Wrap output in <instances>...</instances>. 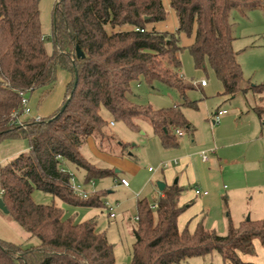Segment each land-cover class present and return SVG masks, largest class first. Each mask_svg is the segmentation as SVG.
I'll list each match as a JSON object with an SVG mask.
<instances>
[{"label":"trees","instance_id":"trees-1","mask_svg":"<svg viewBox=\"0 0 264 264\" xmlns=\"http://www.w3.org/2000/svg\"><path fill=\"white\" fill-rule=\"evenodd\" d=\"M39 1L0 0V141H28L26 152L0 167V197L12 220L38 240L23 246L0 239V264H116L114 245L97 229L94 218L76 222L54 202H36L32 192L40 190L71 206L105 207L101 192L86 198L76 195L69 173L62 170L67 164L82 169L83 183L116 176L115 169L84 156L88 137L101 151L133 157L132 145L111 132L110 122L123 121L138 130V120H147L165 148L178 145L175 129L192 132L183 108H197V101L188 98L195 86L180 72L181 34L193 35L187 48L194 66L212 69L221 82V95L251 91L262 99L264 82L252 85L244 80L239 51L232 45V12L245 16L251 9H264V0H169L177 18L173 32L146 29L166 19L162 0H56L50 51ZM76 46L83 56L76 55ZM59 68L71 75L61 105L48 116H26L14 123L12 115L21 109L19 93L38 91L39 97H46ZM141 83L163 84L182 103H138L134 87ZM253 109L262 118V106ZM185 190L173 183L152 197V203L146 197L136 200L129 264H179L213 252L231 264H251L238 252L254 254L256 239L264 247V218L234 224L228 216L223 235L202 221L193 231L180 230L177 219L185 206L178 200Z\"/></svg>","mask_w":264,"mask_h":264},{"label":"crops","instance_id":"crops-1","mask_svg":"<svg viewBox=\"0 0 264 264\" xmlns=\"http://www.w3.org/2000/svg\"><path fill=\"white\" fill-rule=\"evenodd\" d=\"M162 3L166 9L167 4L169 5V0H162ZM255 9H261L264 13L262 8ZM255 9H251L248 12H252ZM248 12L245 16H247ZM173 14L171 15L173 25L176 24L177 26V18L174 11ZM164 22L163 20L149 23L146 25V29L173 32V28L168 29L167 26L163 28ZM129 28L130 26H123L121 29ZM259 33L261 31L255 30L248 37L255 38L260 35ZM190 37L191 40L188 45L193 41V35ZM237 39L238 37L235 36L232 43L233 48ZM249 41L252 44L250 43L243 48H234L239 51L237 58L241 53L256 47L254 40ZM238 61L246 83L254 85L264 82V71L257 77L253 75V77L246 78L239 58ZM200 81L193 85L200 88L208 86L207 81L204 86L200 85ZM67 83L68 75L66 73L64 91ZM64 91L60 104H57L58 106L42 116L50 115L61 105L64 99ZM246 93L252 94L254 98L253 104H249L248 108H244V110L235 108L232 114H229L226 108H221L218 105L209 106L204 104V102L203 107L202 105L198 106V104L197 108L184 107L183 113L192 124L193 130L192 132L183 130L184 137H176L178 145L175 147H163L157 136L153 134L151 126L149 127L151 130L144 127L141 134L145 135V137L140 138L141 147L137 149L136 154L135 151H130L133 155L132 160L126 157L119 158L114 154L99 150L96 141L92 137H88L83 150L84 156L90 162L102 167H111L116 172V176L109 177L111 182L97 185L94 181V185L90 187H93L94 192H101L104 201L114 205L118 204L117 198H111L110 196L114 193V188L120 187L124 190L136 191L137 198L140 195H142L140 197L142 198L146 197L145 193L147 192L161 191L157 187L158 181L165 186L173 184L174 180H176L175 183L190 189L188 197L185 198L181 194L178 204L188 208L198 199V204L201 207V219L197 217L199 214L193 216L191 223L188 222L186 226L189 231H193L197 223L202 221L206 228L214 229L217 233L223 235L227 230L228 216L234 224L246 219V216L253 220L264 218V113L262 118H259L253 109L255 106L261 105L264 111V94L262 99H260L261 95L259 94L251 91ZM181 103L173 100L162 107L180 105ZM221 109H225L226 112L219 117L217 122H213V116ZM26 116L24 115L23 118ZM31 116L36 115L31 112ZM114 123L112 124L113 126L115 125ZM140 130L141 128L139 127L138 131ZM131 145L130 149L135 144ZM203 152L208 156L206 160L202 159ZM65 168L71 172H73L72 170H76V172L81 170L83 178L79 181L83 182L84 171L82 169H77L72 164H67ZM121 178H125L128 181V186H123L116 182V180ZM197 189L200 192L197 193ZM204 191L206 193H203ZM223 197L226 203H224ZM212 209L215 212L214 218H212L210 213ZM109 212L110 210L108 209V215ZM65 215L71 216L70 214ZM179 217L180 215L177 219V225L181 230L182 228L178 221ZM254 247V254L238 252L240 259L251 264H264V247L257 239L254 240ZM213 256L214 253L208 258L210 262H213L214 257L218 256L215 258L220 260L222 264H231L229 261L223 260L220 255Z\"/></svg>","mask_w":264,"mask_h":264},{"label":"rangeland","instance_id":"rangeland-1","mask_svg":"<svg viewBox=\"0 0 264 264\" xmlns=\"http://www.w3.org/2000/svg\"><path fill=\"white\" fill-rule=\"evenodd\" d=\"M55 3L56 0L39 1V19L41 22L42 32L46 36L45 47L48 51L52 49L53 43L51 38L53 32L52 15ZM166 12L167 17L164 20L165 22L163 23V28L164 26H167L168 29L173 28V30H175L176 24L173 25L174 23L171 17V15H174L173 10L168 4L166 6ZM232 18L235 22L234 35L238 37V39L234 43V48H243L244 46L251 43L249 40H254V43L256 44V47H252V49H248L247 51L241 53L238 58L242 63L244 76L246 78L253 77V75L257 77L261 72L264 71V13L261 9H255L252 12H248L247 16H241L238 10H233ZM255 30L261 31V33H259L260 35L256 36L255 38L248 37V35H252ZM190 38V36H187L185 34L180 35V44L183 47V50L180 52V72L185 80H187L189 83L195 85L201 79H205L208 83V86L204 88L194 87L193 89L188 91V98L190 100H196L198 106L202 105L203 107L204 102V104H207L209 106L218 105L221 108H226L229 114H232L235 108H241L244 110V108H248L249 104L252 105L254 102V98L251 93H239L233 97L221 95V82L215 76L212 69L208 65H206L204 68H196L194 66L193 59L187 48L191 40ZM66 73L68 75L69 81L71 79L70 73L60 68L57 69L56 82L51 92L46 97H39L38 91L27 93L30 107L32 109V112L35 113L36 116H42L43 114L53 110L60 104L64 91V77ZM134 91L136 94L135 99L138 103H148L153 107L166 106L170 101L173 100H176L179 103L182 102L174 90L160 83H155L150 87L144 83H141L139 86L134 87ZM114 124V126H110L111 132L121 141L135 144L133 148L130 149L131 152L132 150L135 151V154L137 149L141 147L140 138L145 137V135L141 134V131L144 129V127H146L148 130H151L149 128L150 124L147 120L144 119L138 120V126L141 128L140 131L130 128L123 121H115ZM183 137L184 136H182L181 138ZM177 138L180 137L178 136ZM27 147L28 141L25 138L4 139L0 141V167L16 157L19 153L26 152ZM115 156L119 158L126 157L131 160L133 159V157L126 155ZM72 171L75 174L76 179L80 180L83 178L81 176V170H78L77 172L76 170ZM94 181L98 185L100 183H109L111 182V179H109V177H104V179L102 180L95 179ZM85 188L93 190V187H90L89 185H86ZM158 193L159 192H147L145 193V195L146 198L152 203V197H155ZM189 193L190 189L188 187L182 193V195L186 198L188 197ZM136 195V191H128L120 187L114 188V193H112L110 196L111 198H117L118 205L114 206L113 208L115 217L110 218L108 215V209L105 207L71 206L62 202L58 198L53 199L51 195L40 190L35 189L32 192V197L36 202H54L64 210L65 214H70L73 220L76 222L88 218H94L97 222V229L99 231L105 232L108 240L114 245L116 264H129L130 261L131 243L133 242L131 230L136 225V200L142 196L140 195L137 198ZM197 200H195L194 204H192L190 207L185 208V210L180 214L178 221L182 229L187 226L188 222L192 220L193 216L199 214L197 217L201 219V207L199 206ZM229 205L230 204L228 201V206ZM210 213L212 214V218H214V209H212ZM0 239L12 241L23 246H30L38 242L35 237H29V235L24 232L15 223V221H13L7 213H3L1 210ZM213 253L214 256L219 255L217 252ZM210 255L212 254L193 257L179 264H222L220 260H217V258H215L218 256H213L214 260L213 262H210L208 260Z\"/></svg>","mask_w":264,"mask_h":264},{"label":"built area","instance_id":"built-area-1","mask_svg":"<svg viewBox=\"0 0 264 264\" xmlns=\"http://www.w3.org/2000/svg\"><path fill=\"white\" fill-rule=\"evenodd\" d=\"M200 85L201 86L206 85V80L205 79H202L200 81ZM19 95H20L21 109H20V111H15L13 113V115H12V121L14 123H18V124L22 123L21 121H22V117L24 115L31 116V112H32V109H31L30 104H29V98L27 97V93L24 92V91H21L19 93ZM225 112H226L225 109L218 110L215 113V115L213 116V122H217L219 120V117L222 114H224ZM34 117L35 118H38L39 116H34ZM110 124L112 125L113 122H110ZM174 133H175V135L177 137L179 136L181 138L183 136V130L180 129V128L175 129L174 130ZM207 157H208L207 154L203 152L202 153V159L203 160H206ZM62 170H66L69 173V175H70V180H69L70 187H71L72 191L76 195H78L81 198H86L89 195H91L92 193H94L93 190H90V189L85 188V185L86 184H88L89 186L94 185V180L91 179L87 183H83V182L79 181L78 179H76L75 174L73 172L69 171L66 168H62ZM116 182L120 183L123 186H128V184H129L128 181L125 178H121L119 180H116ZM196 192L197 193L200 192L199 189H197ZM203 193H206V192L204 191ZM104 204H105V207L110 210V212H109L110 217H113L115 214H114V211H112V210H113L114 206H117L118 204H114L113 205L112 203H110L108 201H104ZM154 206L155 205H153V207ZM135 219H136V217H135Z\"/></svg>","mask_w":264,"mask_h":264},{"label":"water","instance_id":"water-1","mask_svg":"<svg viewBox=\"0 0 264 264\" xmlns=\"http://www.w3.org/2000/svg\"><path fill=\"white\" fill-rule=\"evenodd\" d=\"M75 51H76V55L77 56H83V54H82V52H81V50L79 49L78 46L75 47ZM66 103L67 102L63 103V105L60 107L59 112H62L64 110V108L66 106ZM175 182H176V180H174V183ZM157 187H158L159 190H162L164 188V184L162 182L158 181L157 182ZM0 210L3 213H7L8 212V210H7L6 206L4 205L3 200H2L1 197H0ZM246 220H249V217L248 216L246 217Z\"/></svg>","mask_w":264,"mask_h":264}]
</instances>
